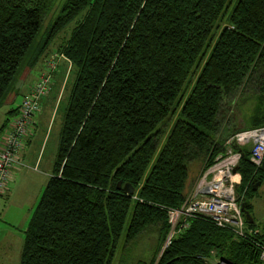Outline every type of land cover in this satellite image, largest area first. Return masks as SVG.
<instances>
[{
	"label": "trees",
	"instance_id": "1",
	"mask_svg": "<svg viewBox=\"0 0 264 264\" xmlns=\"http://www.w3.org/2000/svg\"><path fill=\"white\" fill-rule=\"evenodd\" d=\"M72 23L53 56H64L75 80L20 264H113L128 220L126 243L160 233L151 259L138 264H210L214 256L263 264L253 242L204 219L190 220L162 250L168 211L183 205L226 140L264 127V0H0V110L19 96L22 102L51 58L28 87L27 75ZM226 101L251 106L246 129L228 137L219 122ZM20 105L8 112L2 133ZM42 107L41 100L24 149ZM237 149L243 156L236 193L251 214L264 168L251 162L249 146ZM246 222L251 239L264 245L255 221Z\"/></svg>",
	"mask_w": 264,
	"mask_h": 264
},
{
	"label": "rangeland",
	"instance_id": "2",
	"mask_svg": "<svg viewBox=\"0 0 264 264\" xmlns=\"http://www.w3.org/2000/svg\"><path fill=\"white\" fill-rule=\"evenodd\" d=\"M61 3L62 2L59 1L46 18L38 37L26 57L21 75L24 76L28 63L37 56L39 48L42 47L45 41L51 21L59 13ZM73 27L74 24L72 23L64 31L62 38L58 37L55 42L40 55L38 58V66L32 69L27 75V87L39 77L40 73L43 71H41V69L46 66L47 60L58 51L59 46L63 40L67 38ZM69 72V63L67 66L65 60L60 59L58 61V67L51 78L50 91L42 98L43 111L39 113L40 118L37 120L39 122L38 126L33 129L31 142L28 146H25L22 155L25 165L22 169L24 171L27 170L25 173L27 176L23 181L21 180V184H18L13 190L10 189L8 194L4 193L0 195V264H20L21 262L25 238L24 230L27 229V223H29L33 215L32 213H34L36 209L46 186L47 178L51 174L54 165L62 123L75 80V72H72L71 75H69ZM67 80L69 81V85L65 90L64 85ZM20 102L21 98L19 96L14 105L4 107L0 110V126L7 118L4 113L15 106H19ZM250 108L251 106L248 104L239 106L237 103L231 104L229 101L225 102V107L219 119L222 133L225 134V137L230 136L234 131L246 129ZM2 135L3 133L1 132L0 138ZM24 153H26V157H24ZM37 162L38 167L36 168ZM36 176H40V178L42 176L43 178L45 177V179H43V188L39 192L32 190V186L34 188V186L39 184V181L35 180L37 178ZM190 182L191 178L188 179V184ZM260 198H262L263 201H258L260 205L255 206L254 204L257 203V200H260ZM250 200L252 205L250 210L251 214L253 215L258 210V213L264 217V187L258 192H254ZM34 201L36 202L32 208L31 205ZM33 209L34 211H32ZM28 212H31L29 220H27ZM128 223L129 220L118 245L116 258L113 264H138L140 261L148 262L155 251L160 233L157 229H152L142 234L136 241L126 243L125 235ZM5 245H7V247Z\"/></svg>",
	"mask_w": 264,
	"mask_h": 264
},
{
	"label": "built area",
	"instance_id": "3",
	"mask_svg": "<svg viewBox=\"0 0 264 264\" xmlns=\"http://www.w3.org/2000/svg\"><path fill=\"white\" fill-rule=\"evenodd\" d=\"M63 55H54L47 69L23 97L17 115L11 119L0 138V195L5 193L13 172L24 166L23 143L28 136L34 116L40 111L42 98L49 93L51 74L58 67ZM250 147L251 162L260 168L264 163V127L235 132L224 144L214 164L198 179L194 189L183 205L168 211L169 234L163 250L171 245L173 238L187 229L192 219L207 220L219 228L232 231L238 238L253 242L260 249L264 264V245L254 242L247 230V222L238 202L237 187L242 176L238 166L242 152L237 148ZM210 264H234L226 259H212Z\"/></svg>",
	"mask_w": 264,
	"mask_h": 264
},
{
	"label": "crops",
	"instance_id": "4",
	"mask_svg": "<svg viewBox=\"0 0 264 264\" xmlns=\"http://www.w3.org/2000/svg\"><path fill=\"white\" fill-rule=\"evenodd\" d=\"M66 62V61H65ZM67 63V65H68V62H66ZM59 100V99H58ZM60 108V107H59ZM58 108V109H59ZM7 111V110H6ZM10 110H8L6 113H4V115H6V120L1 124V126H0V133H1V130L3 129V127H4V125H5V123L7 122V119H8V117H9V115L7 116V114H8V112H9ZM43 111V107H42V110H41V112ZM40 112V113H41ZM39 118H40V115L38 114L37 115V117L35 118V124H36V127L38 126V121L37 120H39ZM26 146H28V145H26ZM24 152V151H23ZM25 154L26 153H24V157H26L25 156ZM23 157V158H24ZM39 162V161H38ZM38 162H37V166H36V168L38 167ZM40 165V164H39ZM27 169H29V168H27ZM27 172V170H18V171H15L14 173H13V176H12V179L10 180V182H9V184H8V190L5 192V193H9V191H10V189H12L13 190V188H15L18 184H21V180L23 181V179L27 176V174H25ZM52 172V171H51ZM51 175V174H50ZM50 175H49V177L47 178V181L46 182H48V180H49V178H50ZM44 176V175H43ZM43 176L40 178V176H36L37 178L35 179V180H38L39 182V184L38 185H36V186H34V188H33V186H32V190L33 191H35V192H39V191H41L42 190V188H43V179H45V177L43 178ZM45 182V181H44ZM35 183V182H34ZM47 184V183H46ZM194 187H195V185H194ZM194 187L192 188V190L194 189ZM264 187V183L263 184H261L257 189H259V190H261V188H263ZM191 190V191H192ZM37 198V197H36ZM258 201H263L262 200V198H260V200H257V203H255L254 205L255 206H258V205H260L259 203L260 202H258ZM35 202L36 201H34L33 202V204L31 205L32 206V208H33V206H34V204H35ZM262 203V202H261ZM35 208V207H34ZM32 211H34V209L32 210ZM31 211V212H32ZM31 212H28V219L27 220H29V218H30V216H31ZM33 214V213H32ZM253 217H254V221H255V223H256V230H255V232H259L261 235L262 234H264V217L260 214V213H258V210L253 214ZM28 224V223H27ZM24 233H25V230H24ZM1 246V245H0ZM6 247H7V245H5ZM3 247H4V244H3ZM4 249V248H3ZM5 250H6V248H5ZM213 259H218L216 256H214L213 257Z\"/></svg>",
	"mask_w": 264,
	"mask_h": 264
},
{
	"label": "water",
	"instance_id": "5",
	"mask_svg": "<svg viewBox=\"0 0 264 264\" xmlns=\"http://www.w3.org/2000/svg\"><path fill=\"white\" fill-rule=\"evenodd\" d=\"M263 168H264V163H263ZM260 185H261V182H259V183L255 186V188L257 189ZM124 191L127 192V193H129V194H131V195L134 194V190L131 189L128 185H126V186L124 187ZM248 203H249V202L243 203L241 207H242V210H243V213H244V215H245L246 220L249 222V224H252V223H254V219H253V217L251 216V214L249 213V211L246 209Z\"/></svg>",
	"mask_w": 264,
	"mask_h": 264
}]
</instances>
